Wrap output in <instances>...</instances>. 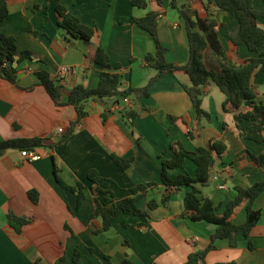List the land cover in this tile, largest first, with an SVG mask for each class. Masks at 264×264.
<instances>
[{
	"label": "crops",
	"instance_id": "1",
	"mask_svg": "<svg viewBox=\"0 0 264 264\" xmlns=\"http://www.w3.org/2000/svg\"><path fill=\"white\" fill-rule=\"evenodd\" d=\"M181 5L185 0H175ZM200 11V0H189ZM60 4L81 23L94 27L88 42L73 37L58 24L55 7ZM254 7L264 10L263 0H253ZM153 12L157 18L160 43L166 48L168 63L183 65L189 59V44L179 13L171 0H147L138 8L130 0H8V14L0 21V30L16 38L17 51L28 50L30 58L19 64L16 83L0 78V140L39 137L56 142L68 129L77 113L71 104L56 105L36 72L46 71L56 84L55 73L61 66H73L77 72L62 83V100L75 85L96 88L101 66L94 62L98 45L107 53L112 68L119 74L120 90L146 85L157 70L145 61L155 52L151 35L141 27L120 17H144ZM203 16H205L203 14ZM227 56L236 64H244L252 56L244 44L236 46L227 32L236 25L231 12L215 11L211 16ZM264 27V18L257 21ZM221 24L226 25L223 28ZM28 27L29 29H26ZM207 62L212 63L208 51ZM118 64L119 68H113ZM183 84L189 85L182 71L166 73L151 85L149 95L133 94L110 98H89L83 102L86 114L76 123L72 133L52 148L35 149L36 160L29 161L19 150H8L0 156V264H59L65 256L67 264H122L127 258L133 264H184L187 256L205 248V262L235 261L236 264H264V191L254 201L260 218L248 236L239 234L235 246L227 239L211 241L215 225L193 221L183 215V196L188 187H167L161 181V159L171 157L170 146L179 142L188 151L220 142L225 149L213 152L214 163L209 179L200 185V196L208 197L221 215L236 194L234 187H248L264 179V168L251 155L264 153V143L244 136L247 121L235 122L234 115L249 109H222L223 93L212 82L201 87L200 106L209 117L197 116ZM255 101L264 104V69L251 76ZM127 100H125V99ZM131 110L138 112L133 119ZM132 158L121 169L110 155ZM67 185L80 182L85 198L75 209L77 194L60 186L53 173ZM94 171L93 179L88 173ZM196 165L185 159L168 173L171 177L194 175ZM153 185L148 186V184ZM146 189L132 193L133 186ZM224 187L221 188L220 186ZM105 195L120 201L131 197L148 217L121 214L108 230H100L99 217L92 218L93 198ZM29 190L38 193L37 203L28 197ZM164 198H167L162 202ZM149 200L159 205L148 209ZM246 200L232 213L235 224L246 218ZM9 211L30 217V222L17 232L8 224ZM95 230V231H93ZM75 250L80 257L71 261Z\"/></svg>",
	"mask_w": 264,
	"mask_h": 264
},
{
	"label": "trees",
	"instance_id": "2",
	"mask_svg": "<svg viewBox=\"0 0 264 264\" xmlns=\"http://www.w3.org/2000/svg\"><path fill=\"white\" fill-rule=\"evenodd\" d=\"M174 1L171 0V5L177 9L184 23L189 44V59L185 64L176 65L168 63L165 60L164 54L166 48L160 43L158 38L155 13L150 12L144 17H120L118 21L134 23L151 35L155 44V52L147 54L145 61L155 68L157 73L143 87L130 88L125 91L120 90L119 74L109 71L112 68L109 57L104 49L98 45L93 59L96 64L105 70L100 72L96 88L88 89L82 85H75L69 90L66 100H62L61 86L56 84L46 71L41 70L36 72L39 84L44 87L53 102L56 105H73L77 117L70 123L68 129L60 138L53 143H47L45 139L39 137H16L0 140V156L8 150L35 151V149L44 146L52 148L55 144L65 140L72 133L76 123L86 114L83 105L85 100L114 96L125 97L130 94L137 97L148 96L151 85L158 77L176 71L184 72L189 78L190 84H183V87L198 117H209V114L200 106V95L202 93L201 87L206 82L212 81L224 95L222 102L223 110H226L228 107L239 108L242 105L249 107L248 110L235 114L234 120L236 123L241 121L249 122L250 124L246 128L244 136L255 142L264 143V104L255 101V91L251 84V76L257 70L264 69V27H260L257 23L259 18H264V10L260 11L256 9L253 0H200L203 5L202 11L192 8L188 3L189 0H185L181 5L175 4ZM130 2L138 8H145L147 6V0H130ZM55 10L60 27L73 37L82 39L84 42L92 39L95 34L94 27L81 23L63 5L58 4ZM215 11H227L234 15L236 25L230 32H227V36L233 44L236 46L244 44L248 51L252 53V56L244 64H236L227 56L216 30L217 22L211 17ZM7 14L8 0H0V21ZM221 26L226 28L224 24H221ZM26 29L29 28L26 27ZM206 51L211 56L212 63L210 64L205 58ZM25 58H30V52L28 50L17 51L16 38L0 30V78L12 84L16 83L19 64ZM113 68H119V65L114 64ZM137 115L138 112L135 110L127 113V117L131 120ZM170 148L172 151L171 157L160 160L161 181L167 187H188L183 196V215L193 221H204L214 224L215 229L211 234V241L216 238H225L231 246H235L238 235L248 236L250 230L260 218V209L254 207V201L264 191V179L248 187H234L236 192L234 198L226 204L224 212L221 215H217L213 202L208 197L200 196V190L196 185L203 184L209 179L211 167L214 163L213 152L219 153L224 151V145L220 142H213L207 146L198 147L194 151H188L179 142H174ZM110 157L121 169H126L132 161V158L125 159L113 154ZM251 157L258 166L264 168V153L251 155ZM185 159L194 162L196 165L195 174L189 175L183 173L171 177L168 171L180 167ZM53 173L61 187L76 192L77 199L74 207L78 209L85 198L83 184L77 182L74 186L67 185L57 176L55 166ZM94 173V171H90L88 178L93 179ZM150 185H153V183L148 184V186ZM95 189L99 194L93 198L94 209L91 217H99L101 219L102 226L100 230H108L121 214H134L142 218L148 217V211L140 210L135 205L133 198L125 197L116 202L111 196L105 195L107 193L105 190L99 187ZM145 189L146 185L139 184L131 187L129 191L135 193ZM28 197L32 203H37L38 193L36 190H29ZM166 199L164 198L162 202ZM244 200H246V218L244 222L235 224L230 220V216ZM158 205L159 203L155 200H149L148 209L152 210ZM7 221L11 227L20 232L22 227L30 222V217L9 211L7 213ZM212 248L213 244L209 243L205 248L191 252L184 264H207L205 262V255ZM79 257V251L75 250L71 261L76 262ZM67 263V258L64 255L61 256L59 264ZM122 264L133 263L124 258ZM213 264H236V262H217Z\"/></svg>",
	"mask_w": 264,
	"mask_h": 264
},
{
	"label": "built area",
	"instance_id": "3",
	"mask_svg": "<svg viewBox=\"0 0 264 264\" xmlns=\"http://www.w3.org/2000/svg\"><path fill=\"white\" fill-rule=\"evenodd\" d=\"M76 72H77L76 67L61 66L60 68H58V70L55 73V78H56L57 83L59 85H62V83H64V81L68 75L74 74ZM125 100H127V99H125ZM22 153L27 157V159L29 161L36 160L39 157L38 154H36L34 151H22ZM220 187L223 188L224 186L221 185ZM172 188H175V187L172 186Z\"/></svg>",
	"mask_w": 264,
	"mask_h": 264
}]
</instances>
